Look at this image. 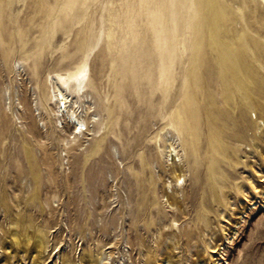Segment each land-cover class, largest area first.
I'll return each instance as SVG.
<instances>
[{
    "label": "rangeland",
    "instance_id": "rangeland-1",
    "mask_svg": "<svg viewBox=\"0 0 264 264\" xmlns=\"http://www.w3.org/2000/svg\"><path fill=\"white\" fill-rule=\"evenodd\" d=\"M0 264H264V0H0Z\"/></svg>",
    "mask_w": 264,
    "mask_h": 264
},
{
    "label": "bare ground",
    "instance_id": "bare-ground-1",
    "mask_svg": "<svg viewBox=\"0 0 264 264\" xmlns=\"http://www.w3.org/2000/svg\"><path fill=\"white\" fill-rule=\"evenodd\" d=\"M214 20H215V14L213 12L209 13L208 14V18H207L208 23L212 25ZM210 35H211V38L214 37L213 36L214 35V31H212L210 33ZM221 54H222V57H223V61L220 63V66L222 67V69H228L229 67L234 68V66H237V68H240L239 63H236V62L233 61V57L236 56L235 55L236 53L234 54L232 49L224 47L221 50ZM237 56H239V55L237 54ZM233 63H235V64H233ZM238 85H239V82H238ZM59 93H60L61 96L59 97L60 100L58 101V107L57 108H58V112L59 111L62 112L60 114V116H63L64 112H67L66 111V107L68 106V104L66 105V102L69 101V100H68V96L65 95L62 91H60ZM246 99H247V101L250 100V98L249 99L246 98ZM73 122L74 123L76 122L75 125L73 126V133H81V128L80 127L78 128L79 125L81 126V122H79L77 120H75ZM73 122H71V124ZM251 185L254 186L253 183H251ZM217 251L218 250H216L215 248L212 247L210 253H217Z\"/></svg>",
    "mask_w": 264,
    "mask_h": 264
}]
</instances>
